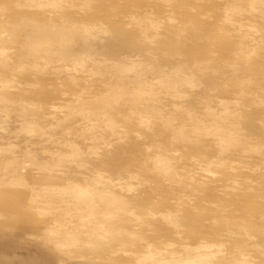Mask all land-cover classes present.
I'll return each mask as SVG.
<instances>
[{
    "label": "bare ground",
    "instance_id": "obj_1",
    "mask_svg": "<svg viewBox=\"0 0 264 264\" xmlns=\"http://www.w3.org/2000/svg\"><path fill=\"white\" fill-rule=\"evenodd\" d=\"M0 201L46 264H264V0H0Z\"/></svg>",
    "mask_w": 264,
    "mask_h": 264
},
{
    "label": "rangeland",
    "instance_id": "obj_2",
    "mask_svg": "<svg viewBox=\"0 0 264 264\" xmlns=\"http://www.w3.org/2000/svg\"><path fill=\"white\" fill-rule=\"evenodd\" d=\"M152 14V13H151ZM151 14H147L148 16H151ZM156 18V20L158 21H163L164 17L162 15V13H153L152 17ZM162 15V16H161ZM163 18V20H161ZM161 24V22L159 23ZM190 31V29H186L183 30L182 32H188ZM152 64V63H151ZM154 65V64H152ZM177 66V65H175ZM170 69H172V66H169ZM169 70V69H168ZM184 70V67H183ZM158 76V74H154V77ZM149 80L151 82H155V83H150V85H152L153 87V91L155 93L156 99H157V109L155 110V115L156 116H160V115H168L169 117H171L172 119L176 117V115H173L170 113V111L168 110H173L174 109V102L177 99H172V96L166 95L164 94V92L162 91V88L160 87V84L156 83L155 79L151 80V78H149ZM183 98H180L177 101H181ZM175 100V101H174ZM164 110H167L166 112H164ZM154 112H148L147 116L150 119H156L155 116H153ZM177 119H174L173 122H176ZM250 148V146L248 147ZM252 148V147H251ZM149 149L152 151V153H155L158 149L155 146L154 142L150 145ZM169 149L176 150V154L178 155V150L177 147H175L174 145L170 146ZM171 151V153H173ZM175 154V153H174ZM249 169V173L247 175L253 176L252 172H256L255 170H251L249 168V166H247ZM253 169H255V167H253ZM247 170V169H245ZM193 172V173H191ZM207 173V172H206ZM196 174V175H195ZM246 175V176H247ZM195 177V178H200V179H207V174H205V171L201 168H197L195 167H191L189 168L188 171L185 172V177L186 179H188L189 177ZM244 176L241 173H238L235 176V180L240 181ZM184 199L190 204L192 205L193 203H195L197 197L194 194H188L186 196H184ZM5 202L4 201H0V209H6L7 205H4ZM10 207L12 208L13 206L10 205ZM218 208L221 207L223 209H226V207L224 208L223 206H217ZM197 208V207H196ZM20 212H24L29 216H34V213L29 211L28 209H25L24 206H20L19 208ZM28 210V211H27ZM198 212L204 214L205 209L201 206H199L198 208ZM227 212V211H225ZM26 216V215H25ZM36 218L32 217V220L30 221H24L22 219H18L14 221V224H12L11 222H13L12 220H8V225H4V228L6 229V231L1 235L0 238V242H5L4 240H12L13 244L16 246L15 247H3L2 245H0V256L3 255L5 252L10 253L15 259L19 258L20 260H25V261H31L30 264H46L48 261H50L52 259V257H54L56 255V258L59 257L62 254H58L59 252H55L53 250V244L50 242L49 239H47L48 234L44 231H38L35 227H33L36 223ZM22 225L25 226L24 230L20 231L19 229L17 230L18 226ZM29 226V228H27ZM3 228V229H4ZM29 229V230H28ZM47 237V238H46ZM148 239V238H147ZM154 240V241H153ZM190 241H195V239H189ZM140 241L139 239H136V242ZM151 241L155 242V243H159V240L157 238H151ZM157 241V242H156ZM1 244V243H0ZM128 246L127 247H131L130 243H127ZM137 245V244H136ZM8 249V251H7ZM32 249V250H31ZM5 250V251H4ZM4 252V253H3ZM94 252L93 250H87L85 251L86 256H94ZM124 253L122 250L119 252V256H124ZM18 256H17V255ZM59 256H58V255ZM110 254V253H109ZM108 254V255H109ZM22 255V256H21ZM33 255V256H32ZM82 256L81 252H77V254L75 255L77 256ZM111 255H113L111 253ZM110 255V256H111ZM116 255V254H114ZM31 256H32V261L31 260ZM85 256V255H84ZM22 257V258H21ZM30 260H29V258ZM118 254L116 256H114V258L110 259L111 262H116L114 260H117ZM40 260V261H39Z\"/></svg>",
    "mask_w": 264,
    "mask_h": 264
}]
</instances>
